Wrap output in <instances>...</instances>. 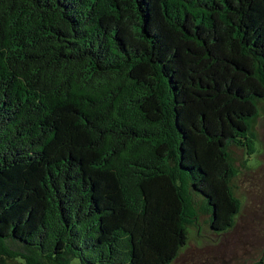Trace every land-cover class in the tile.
I'll return each instance as SVG.
<instances>
[{
  "label": "trees",
  "instance_id": "trees-1",
  "mask_svg": "<svg viewBox=\"0 0 264 264\" xmlns=\"http://www.w3.org/2000/svg\"><path fill=\"white\" fill-rule=\"evenodd\" d=\"M260 116L264 0H0V264H173Z\"/></svg>",
  "mask_w": 264,
  "mask_h": 264
},
{
  "label": "flooded vegetation",
  "instance_id": "flooded-vegetation-1",
  "mask_svg": "<svg viewBox=\"0 0 264 264\" xmlns=\"http://www.w3.org/2000/svg\"><path fill=\"white\" fill-rule=\"evenodd\" d=\"M260 119L261 116L258 117L257 122ZM257 122L255 132L258 127ZM240 170L243 174L240 184L242 206L236 216L237 220L241 217L239 226L233 232L237 227L235 220L233 227L227 232L212 233L214 241L209 243L210 256L200 264H258L262 261L264 256V136L262 139L257 132L253 153L241 152ZM231 232L233 233L230 234Z\"/></svg>",
  "mask_w": 264,
  "mask_h": 264
},
{
  "label": "rangeland",
  "instance_id": "rangeland-1",
  "mask_svg": "<svg viewBox=\"0 0 264 264\" xmlns=\"http://www.w3.org/2000/svg\"><path fill=\"white\" fill-rule=\"evenodd\" d=\"M264 117L261 116V119L257 122V129L256 132L262 137L264 136ZM232 152L234 157L236 158L237 162L236 165L239 166L241 164V152L232 148ZM242 171L240 170V174L238 178L235 180V191L237 197L242 202V188L240 187L242 181ZM241 219V217H239ZM236 219L237 227L233 231L235 232L238 228V223L240 220ZM231 232L230 234H232ZM200 235H199V234ZM211 231L207 225V217L200 216L199 218V226L198 228H189L188 229V242L186 246L180 251L178 258L175 260L173 264H200L204 262L210 256V246L209 243L213 242L214 236L211 235ZM214 244V243H212ZM214 247V246H213ZM70 264H80L78 259L73 260Z\"/></svg>",
  "mask_w": 264,
  "mask_h": 264
},
{
  "label": "built area",
  "instance_id": "built-area-1",
  "mask_svg": "<svg viewBox=\"0 0 264 264\" xmlns=\"http://www.w3.org/2000/svg\"><path fill=\"white\" fill-rule=\"evenodd\" d=\"M262 262L264 263V256H263V258H262Z\"/></svg>",
  "mask_w": 264,
  "mask_h": 264
}]
</instances>
